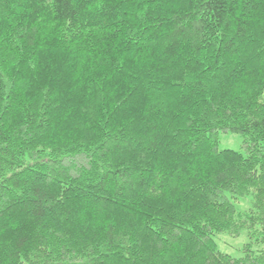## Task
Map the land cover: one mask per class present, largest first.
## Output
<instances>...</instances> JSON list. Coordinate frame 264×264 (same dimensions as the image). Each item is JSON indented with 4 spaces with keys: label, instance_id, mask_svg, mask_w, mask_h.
Here are the masks:
<instances>
[{
    "label": "trees",
    "instance_id": "trees-1",
    "mask_svg": "<svg viewBox=\"0 0 264 264\" xmlns=\"http://www.w3.org/2000/svg\"><path fill=\"white\" fill-rule=\"evenodd\" d=\"M254 242L264 0H0V264H264Z\"/></svg>",
    "mask_w": 264,
    "mask_h": 264
},
{
    "label": "rangeland",
    "instance_id": "rangeland-1",
    "mask_svg": "<svg viewBox=\"0 0 264 264\" xmlns=\"http://www.w3.org/2000/svg\"><path fill=\"white\" fill-rule=\"evenodd\" d=\"M243 141L244 137L241 134L221 132L219 135V148L242 151ZM236 205L239 210H247L251 207V201L249 198H242ZM215 240L221 251L235 257H241L244 255L243 248L249 242V237L247 231L244 230L239 236H232L227 232L216 234ZM253 247L255 250H262L264 249V243L254 242Z\"/></svg>",
    "mask_w": 264,
    "mask_h": 264
}]
</instances>
